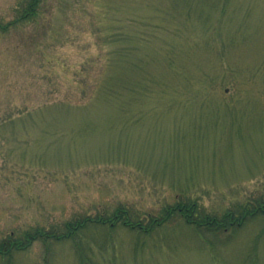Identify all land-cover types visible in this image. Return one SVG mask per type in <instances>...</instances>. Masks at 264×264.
Returning a JSON list of instances; mask_svg holds the SVG:
<instances>
[{
    "label": "rangeland",
    "instance_id": "1",
    "mask_svg": "<svg viewBox=\"0 0 264 264\" xmlns=\"http://www.w3.org/2000/svg\"><path fill=\"white\" fill-rule=\"evenodd\" d=\"M41 1L0 35V264H264V217L196 224L264 201V0Z\"/></svg>",
    "mask_w": 264,
    "mask_h": 264
},
{
    "label": "trees",
    "instance_id": "2",
    "mask_svg": "<svg viewBox=\"0 0 264 264\" xmlns=\"http://www.w3.org/2000/svg\"><path fill=\"white\" fill-rule=\"evenodd\" d=\"M41 2H42L41 0H21V2L17 5V7L13 9L14 15L11 19L6 20V21L0 20V35L6 34L10 32L12 29L17 28L19 25L23 23H28L29 21L34 19L36 15L38 14ZM115 29L116 28L112 27L111 24L106 23L104 38L111 39L116 34ZM117 62L118 60L112 57V59L108 61L107 67H112L113 69L115 65H117ZM127 64L131 65V62L130 63L127 62ZM106 75H107V81L106 83H103L102 89L99 91V95L102 93V97H104L105 99L110 100V98H113V97L118 98L119 92L120 94L126 92L130 96L136 93V90H135L136 86L132 81L126 82V80H122L121 77L118 76V78L123 82V84L121 86L118 84L117 86L116 85L117 75L114 72H108ZM258 202H257L258 203L257 205H252L251 206L252 208L248 207L249 204H246L245 206H243L244 210L237 212V215H236L235 210L228 211L226 214H224L221 217L220 221H218L214 217L210 218L206 215L205 217H203V221H196V224L197 226L198 225L206 226L208 223H211L212 225H214L215 222L219 223L220 225L225 223L229 225L230 228H232L233 231L235 232V230H237V228L240 227L242 223H245L248 220L254 219L256 217H264V201H261V202L258 201ZM193 209H195L194 204L191 205L190 211H192ZM184 210H186L185 205H181L176 208L173 207V209H171L169 213L172 211H177L181 213ZM116 211L122 213L123 215H126L127 212H129L125 206H121V205L116 208ZM192 212L195 213L196 211L193 210ZM196 216L199 217L200 215L196 213ZM158 220L156 218H152L149 224L156 226V225L161 224L164 221V219L160 221ZM106 223H107L106 219L94 220L91 218H84L83 220H78L76 226H74L73 228L78 230V229H83L88 226L104 227ZM123 224L124 225L127 224L128 226H130L131 228L137 231L144 232V230H142L144 226L140 222H130L126 220V221H123ZM111 227H114V226L111 224ZM27 234L29 233L27 232ZM31 238L30 239L26 238L27 242L25 241V239L24 240L22 239L23 241L21 239H16L15 241L13 240L9 243L8 242L5 243L4 241L0 242V254H2L3 248H5L6 251H9V249L12 250L14 248L23 247L24 243H25L24 246H26L31 241ZM54 238L57 239L60 237L55 236Z\"/></svg>",
    "mask_w": 264,
    "mask_h": 264
}]
</instances>
